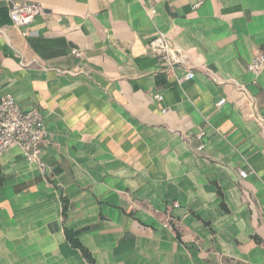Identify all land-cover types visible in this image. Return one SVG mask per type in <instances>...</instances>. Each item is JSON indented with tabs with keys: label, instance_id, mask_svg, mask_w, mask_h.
<instances>
[{
	"label": "crops",
	"instance_id": "obj_1",
	"mask_svg": "<svg viewBox=\"0 0 264 264\" xmlns=\"http://www.w3.org/2000/svg\"><path fill=\"white\" fill-rule=\"evenodd\" d=\"M15 1L45 13L15 28L0 0V95L40 112L50 172L0 153V264H88L65 231L93 264H264V0Z\"/></svg>",
	"mask_w": 264,
	"mask_h": 264
},
{
	"label": "built area",
	"instance_id": "obj_2",
	"mask_svg": "<svg viewBox=\"0 0 264 264\" xmlns=\"http://www.w3.org/2000/svg\"><path fill=\"white\" fill-rule=\"evenodd\" d=\"M3 1L7 5L11 24L15 28H27L45 13L43 8L38 4L20 3L15 0ZM151 13L152 10H150ZM148 48L155 56L156 61L164 68L165 72L172 73L176 69H182L186 71L185 80L193 79L194 74L188 67L186 53L176 48L164 34L156 32L148 43ZM72 54L77 58L81 57V53L78 50H73ZM263 67L264 52L257 51L252 56L246 70L249 74L256 77ZM155 99L161 101L162 97L155 96ZM224 102L225 100H220L217 102L216 107L220 108ZM249 102L252 104L255 112V103L250 98ZM162 113L165 114L167 111L162 110ZM256 119L260 128L264 130V120L260 117H256ZM46 136L47 132L43 118L38 110L23 111L11 95H0V153L10 147H17L24 160L29 164H35L40 173L45 175L50 172V168L41 159V152ZM203 136L204 133L202 132L196 136L199 142L196 148L197 152L202 151L204 148L202 142ZM238 176L244 180L247 177V173L244 170H240ZM176 206L177 204H174V207ZM162 226L170 232L174 230L169 219L165 220Z\"/></svg>",
	"mask_w": 264,
	"mask_h": 264
},
{
	"label": "trees",
	"instance_id": "obj_3",
	"mask_svg": "<svg viewBox=\"0 0 264 264\" xmlns=\"http://www.w3.org/2000/svg\"><path fill=\"white\" fill-rule=\"evenodd\" d=\"M264 52V48L262 50ZM2 184V178L0 176V185ZM66 239L71 244V246L80 251L82 257L86 260L88 264H93V260L89 254V252L70 234L69 232L65 231Z\"/></svg>",
	"mask_w": 264,
	"mask_h": 264
}]
</instances>
